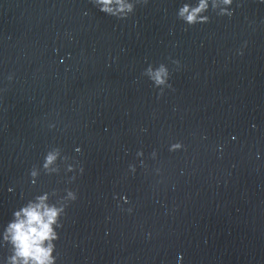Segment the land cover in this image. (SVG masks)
I'll return each instance as SVG.
<instances>
[{
	"label": "water",
	"instance_id": "1",
	"mask_svg": "<svg viewBox=\"0 0 264 264\" xmlns=\"http://www.w3.org/2000/svg\"><path fill=\"white\" fill-rule=\"evenodd\" d=\"M177 3L117 19L91 0H0V222L34 192L75 189L57 264H264V3L192 26ZM148 62L171 72L159 96ZM53 145L84 171L30 185Z\"/></svg>",
	"mask_w": 264,
	"mask_h": 264
},
{
	"label": "clouds",
	"instance_id": "2",
	"mask_svg": "<svg viewBox=\"0 0 264 264\" xmlns=\"http://www.w3.org/2000/svg\"><path fill=\"white\" fill-rule=\"evenodd\" d=\"M239 7V0H235ZM264 3V0H259ZM92 5L100 12L117 19H125L134 12L137 4L147 3V0H91ZM234 0H178L175 9V16L186 26L195 24H206L210 20L209 12H215L217 16H231L233 14ZM85 15L87 11L85 10ZM71 38V37H69ZM244 44L247 41L243 42ZM242 54V47L236 49V55ZM171 63L177 67L180 65L178 59L172 58ZM142 75L151 82L152 87L157 90L159 96L166 88H171L170 69L164 62H148L142 69ZM10 73L6 79L12 80ZM49 128L54 127L52 123ZM145 129H141L144 131ZM183 147L181 141L170 142L168 151L173 152ZM217 147H221L217 145ZM80 147H74V152H80ZM135 155L143 157L142 149H137ZM156 157V150L149 154ZM259 158L260 153H256ZM140 164L144 161L141 159ZM63 169L66 176V183L73 181L81 174L83 166L75 160L62 153L58 145L48 147L39 161L38 165H32L28 171V182L36 185L41 173L45 175L57 174ZM129 172L136 171V165H127ZM159 172V168L155 169ZM14 186H9L7 191H13ZM116 194H113L115 199ZM77 199V191L71 187L59 189L56 187L34 192L29 198L23 200L11 211L10 218L0 222V249H6L0 255V264H57L60 253L57 251L56 241L60 239V232L63 227L62 218L68 205ZM121 200L127 201V197L121 194ZM128 212L132 209L128 208ZM149 236L150 233H146ZM181 254H178V256Z\"/></svg>",
	"mask_w": 264,
	"mask_h": 264
}]
</instances>
